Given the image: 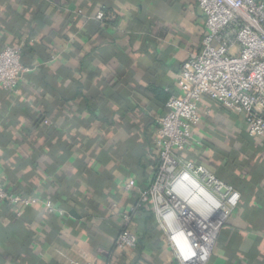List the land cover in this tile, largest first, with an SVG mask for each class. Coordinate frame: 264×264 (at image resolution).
I'll return each mask as SVG.
<instances>
[{
    "label": "crops",
    "instance_id": "obj_1",
    "mask_svg": "<svg viewBox=\"0 0 264 264\" xmlns=\"http://www.w3.org/2000/svg\"><path fill=\"white\" fill-rule=\"evenodd\" d=\"M205 32L196 0H0V49L18 48L29 69L16 95L0 86V179L63 212L40 202L18 216L0 201V264H177L154 217L133 223L139 247L113 252L114 241L152 181L155 121ZM197 107V155L241 189L206 264H264V141L244 114Z\"/></svg>",
    "mask_w": 264,
    "mask_h": 264
},
{
    "label": "built area",
    "instance_id": "obj_2",
    "mask_svg": "<svg viewBox=\"0 0 264 264\" xmlns=\"http://www.w3.org/2000/svg\"><path fill=\"white\" fill-rule=\"evenodd\" d=\"M196 1L206 32L199 51L188 53L180 66L176 80L180 94L167 99L164 114L155 121L151 141L158 162L153 178L140 192L132 212L122 214L113 252L135 247V211L139 205H147L177 264L208 262L218 233L238 205L240 194L209 170L196 153L202 141L193 132L200 121L197 103L202 98L215 101L229 113L244 114L248 136L264 141V0ZM28 70L18 48L4 45L0 49L2 88L16 95L22 74ZM189 152L193 158L186 157ZM192 181L204 189L215 206L207 196L194 194ZM0 201L18 207V216L23 208L40 202L49 213H63L51 202L40 201L36 194L13 193L1 179Z\"/></svg>",
    "mask_w": 264,
    "mask_h": 264
},
{
    "label": "trees",
    "instance_id": "obj_3",
    "mask_svg": "<svg viewBox=\"0 0 264 264\" xmlns=\"http://www.w3.org/2000/svg\"><path fill=\"white\" fill-rule=\"evenodd\" d=\"M173 95V94H170L169 97ZM168 97V98H169ZM157 165V164H156ZM220 179H222L224 182H226L227 184H230L232 185L234 188H236L240 194L241 192V189L240 187H237L236 185H233L231 183H229L228 181H226L221 175L215 173ZM153 219V213L151 210H145L143 208L142 205H139L135 211V216H134V219H133V222L138 226L140 227H144L146 229V227H149V223H151ZM120 229V228H119ZM150 229V228H149ZM138 234V232H137ZM135 247H139L138 243H136Z\"/></svg>",
    "mask_w": 264,
    "mask_h": 264
},
{
    "label": "bare ground",
    "instance_id": "obj_4",
    "mask_svg": "<svg viewBox=\"0 0 264 264\" xmlns=\"http://www.w3.org/2000/svg\"><path fill=\"white\" fill-rule=\"evenodd\" d=\"M191 190L194 192V194H199V195H204L207 196L211 202H212V206H215V201L212 200L209 195L204 191V189H202L198 184H196L194 181L191 182ZM200 217V216H199Z\"/></svg>",
    "mask_w": 264,
    "mask_h": 264
}]
</instances>
